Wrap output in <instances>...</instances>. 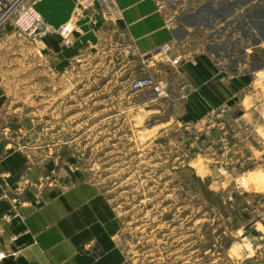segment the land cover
<instances>
[{
    "label": "rangeland",
    "instance_id": "374dc122",
    "mask_svg": "<svg viewBox=\"0 0 264 264\" xmlns=\"http://www.w3.org/2000/svg\"><path fill=\"white\" fill-rule=\"evenodd\" d=\"M231 7L219 5L223 13ZM258 25L264 37L263 14ZM114 27L107 23L99 44L71 59L56 58L10 24L0 28V141L25 154L32 170L25 184H93L115 205L126 264H264V44L245 65L260 67L249 73L252 80L230 79L234 101L228 108L160 128V96L131 87L143 75L160 79V70L127 51V33ZM222 51L232 54L227 47ZM234 51L241 59L242 49ZM154 58L158 66L160 58L168 60L157 52ZM179 59L172 64L181 70L185 59ZM193 171L214 192L262 193L252 196L258 202L254 224L243 228L245 221L233 217L237 227L227 231L230 241L222 252L197 246L207 210L189 185Z\"/></svg>",
    "mask_w": 264,
    "mask_h": 264
},
{
    "label": "crops",
    "instance_id": "0c3cea01",
    "mask_svg": "<svg viewBox=\"0 0 264 264\" xmlns=\"http://www.w3.org/2000/svg\"><path fill=\"white\" fill-rule=\"evenodd\" d=\"M257 1L255 5L256 0L252 4L248 0H114L111 6L97 2L75 15V0H35L51 25L59 27L71 19L76 25L70 44L64 45L53 31L48 42L38 46L56 58L71 59L97 46L106 24H114V30L129 37L127 51L153 63L165 80L160 128L188 124L232 104L230 79L251 81L249 73L260 71V67L245 69L250 56L264 44L258 25L264 10L258 13L261 2ZM225 2L232 7L223 13L219 5ZM163 43L170 44L169 57L185 59L181 70L164 58L158 66L155 52ZM225 47L231 55H223ZM236 47L242 49L241 59ZM0 94L5 95L2 56ZM9 143L0 141V264H126L111 199L86 182L61 189L26 185L24 177L32 170L25 166L23 151Z\"/></svg>",
    "mask_w": 264,
    "mask_h": 264
},
{
    "label": "built area",
    "instance_id": "2783aa9c",
    "mask_svg": "<svg viewBox=\"0 0 264 264\" xmlns=\"http://www.w3.org/2000/svg\"><path fill=\"white\" fill-rule=\"evenodd\" d=\"M75 15L102 2L111 6L114 0H75ZM160 7L163 3H159ZM10 24L16 30L32 36L37 45L46 44L53 31L58 32L65 44L73 40V31L76 28L74 19L62 23L59 27L51 25L43 16L35 4V0H0V28ZM170 44L163 43L156 51L160 57H166L172 63L179 65L177 56L169 57ZM131 87L134 90L150 88L154 96H160L165 90V80L153 75H143L132 80ZM2 255V254H1Z\"/></svg>",
    "mask_w": 264,
    "mask_h": 264
},
{
    "label": "trees",
    "instance_id": "16d2710c",
    "mask_svg": "<svg viewBox=\"0 0 264 264\" xmlns=\"http://www.w3.org/2000/svg\"><path fill=\"white\" fill-rule=\"evenodd\" d=\"M228 101L229 103H233L234 99L230 98ZM239 113L240 110L236 111L235 115ZM188 179L191 189L196 193L197 201H201L205 207L202 209L207 210V219L203 222L206 230L201 232L205 236L203 239L198 240L197 246L201 250L216 249L218 252H222L228 247L230 241V236L227 234V231L237 227L233 217L239 216L245 221L243 228L250 227L254 224L257 217H252L251 214H253V210L257 209L258 202H253L252 196H260L262 193L242 190L232 192V194H228L227 190L214 192L208 188L209 185L206 183V179L202 180L194 171L191 172ZM214 224H218L219 227L213 231L212 226ZM246 232L247 230L243 231V233ZM251 232L258 233L254 228H251Z\"/></svg>",
    "mask_w": 264,
    "mask_h": 264
}]
</instances>
